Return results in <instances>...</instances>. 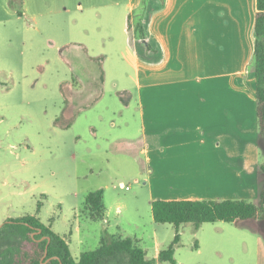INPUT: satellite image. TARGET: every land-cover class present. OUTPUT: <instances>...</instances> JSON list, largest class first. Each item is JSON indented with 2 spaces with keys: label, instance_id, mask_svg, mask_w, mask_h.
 Wrapping results in <instances>:
<instances>
[{
  "label": "rangeland",
  "instance_id": "rangeland-1",
  "mask_svg": "<svg viewBox=\"0 0 264 264\" xmlns=\"http://www.w3.org/2000/svg\"><path fill=\"white\" fill-rule=\"evenodd\" d=\"M134 1L145 41L119 18L69 11L35 25L27 0H0V17L23 12L0 22V227L35 215L76 258L109 233L157 259L176 227L154 220L151 199L257 202L264 181L255 0ZM100 189L105 214L92 218L85 198ZM257 224L183 223L175 264H264Z\"/></svg>",
  "mask_w": 264,
  "mask_h": 264
},
{
  "label": "trees",
  "instance_id": "trees-1",
  "mask_svg": "<svg viewBox=\"0 0 264 264\" xmlns=\"http://www.w3.org/2000/svg\"><path fill=\"white\" fill-rule=\"evenodd\" d=\"M16 0H11L13 3ZM21 4L22 1L18 0ZM23 14V12L18 11ZM129 17L128 29L134 30L145 41L141 23L134 25ZM255 63L258 135L264 136V0H257L255 23ZM99 97V96H98ZM97 100V99H96ZM68 106L70 100H67ZM58 121V119H57ZM264 169V165L262 166ZM85 210L92 218H102L105 214L104 191L90 192L85 198ZM153 218L158 223L175 225L176 234L169 245L160 250L157 259L147 257V250L129 237L106 235L100 246L74 257L67 239L45 224L35 215L10 218L0 227V237L13 236L17 243L0 246V264H157L176 263L175 251L180 242L179 227L192 223L199 229L204 223L225 221L238 223L248 219L264 220V182L257 202L245 199H156L152 201ZM46 236L42 240V237ZM50 238V241H48Z\"/></svg>",
  "mask_w": 264,
  "mask_h": 264
},
{
  "label": "crops",
  "instance_id": "crops-1",
  "mask_svg": "<svg viewBox=\"0 0 264 264\" xmlns=\"http://www.w3.org/2000/svg\"><path fill=\"white\" fill-rule=\"evenodd\" d=\"M22 1V0H21ZM28 1V14L30 16L31 21L38 25L39 19L42 18H55V17H62V15L67 14L69 11L73 12H80L78 14H85L89 11L92 12V15L89 16V14L86 15L87 17H95L98 22L102 21L104 22L105 26L108 27V25L111 23V21H114L115 19L119 18L120 24L124 25L125 22L128 23L129 17L133 15L134 10L136 8V4L134 0H27ZM25 2V0H24ZM7 3V0H4V4ZM256 7H255V23H256V13H257V0H255ZM119 9V13H118ZM203 16L205 14H202ZM22 14L18 12H9L7 17H0V22H3L5 18H20ZM103 24V25H104ZM82 27H78L75 29L76 34L78 32H84L86 29ZM37 28V27H36ZM126 28V27H125ZM123 30V27H122ZM127 31H130L128 29L127 25ZM233 33L235 34L234 41L239 42L243 39V34L240 33L238 35L237 30H233ZM251 37V35L248 34V39ZM254 39L256 40V37L254 36ZM68 44H80L83 46V49L88 53V57L94 61H99L101 65H103V61L105 56L103 54L101 55H91L89 53V43L87 41H84V39H79L75 36L70 38V41ZM100 59V60H99ZM123 101L125 104L130 103V97H124L122 96ZM142 99L140 97V104H142ZM256 112H257V97H256ZM141 139V140H140ZM138 140H135L134 143H137L139 145H142L144 143V135L142 138ZM132 143L131 145H133ZM259 169V168H258ZM244 175V172H242ZM256 177V175H254ZM264 180V179H263ZM264 182V181H263ZM263 185V183H262ZM194 199V198H193ZM156 199H151V207H152V201ZM253 220V219H248ZM245 220V221H248ZM255 221V220H253ZM241 222V221H240ZM238 222V223H240ZM257 226H255V230L261 234L264 237V220L256 221ZM109 235V233H108ZM262 238L259 236V243ZM160 252V251H159Z\"/></svg>",
  "mask_w": 264,
  "mask_h": 264
},
{
  "label": "water",
  "instance_id": "water-1",
  "mask_svg": "<svg viewBox=\"0 0 264 264\" xmlns=\"http://www.w3.org/2000/svg\"><path fill=\"white\" fill-rule=\"evenodd\" d=\"M45 238H46V236L42 237V240L45 239ZM48 241H50V238H48Z\"/></svg>",
  "mask_w": 264,
  "mask_h": 264
}]
</instances>
